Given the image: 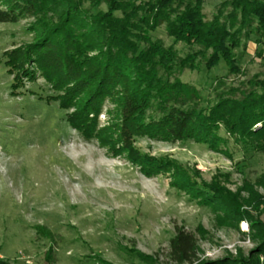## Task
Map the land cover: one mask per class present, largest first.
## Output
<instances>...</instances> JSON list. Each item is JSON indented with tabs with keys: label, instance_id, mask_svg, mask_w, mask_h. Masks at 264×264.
I'll return each instance as SVG.
<instances>
[{
	"label": "rangeland",
	"instance_id": "rangeland-1",
	"mask_svg": "<svg viewBox=\"0 0 264 264\" xmlns=\"http://www.w3.org/2000/svg\"><path fill=\"white\" fill-rule=\"evenodd\" d=\"M223 1L205 0L206 20ZM84 7L93 13L108 9L104 2L93 7L87 1ZM33 22L0 23V259L10 264H176L169 243L177 227L196 235L201 260L247 256L257 244L249 220L223 225L174 176L219 184L264 222V142L260 150L248 149L224 126L218 149L192 140L131 135L117 127L124 112L111 100L104 102L95 125L115 148L87 139L71 122L79 98L63 103L56 78L39 72L17 80V59L9 57L35 42ZM151 37L173 46L179 58L198 55L184 69L175 65L170 75L197 88L200 99L192 106L198 110L233 89L240 97L264 81V37L242 40L234 50L235 71L224 60L208 70L211 50L174 41L164 24ZM136 154L168 167L146 174L132 158Z\"/></svg>",
	"mask_w": 264,
	"mask_h": 264
},
{
	"label": "trees",
	"instance_id": "trees-1",
	"mask_svg": "<svg viewBox=\"0 0 264 264\" xmlns=\"http://www.w3.org/2000/svg\"><path fill=\"white\" fill-rule=\"evenodd\" d=\"M87 1L93 7L104 2L108 9L93 13L84 7ZM204 3L205 0H0V23L34 19L35 42L9 57L12 62L17 59V80L33 79L39 72L47 79L56 78L57 90L63 91V103L79 98V109L71 122L84 131L87 139L97 138L102 145L115 148L111 139L103 136L105 130L99 132L95 125L104 102L111 100L124 112L117 127L131 135L171 142L192 140L218 149L225 139L220 133L224 126V131L248 149L260 150L264 142V81L240 97L235 94L238 89H233L208 108L198 110L192 106L200 99L197 88L170 76L175 65L184 69L198 55L179 58L173 46L165 47L151 37V32L164 24L174 41L197 43L203 51L211 50L208 70L221 60L231 71L237 70L234 50L242 40L255 36L256 42H261L264 37V0H225L209 21L203 12ZM132 158L142 164L146 174L168 167L165 161L140 154ZM174 178L191 198L211 208L223 225L249 220L251 236L257 244L247 256L201 260L196 235L177 227L169 243L173 262L261 264L264 222L252 218L238 196L219 184L197 182L184 174ZM0 264L10 263L0 259Z\"/></svg>",
	"mask_w": 264,
	"mask_h": 264
},
{
	"label": "bare ground",
	"instance_id": "bare-ground-1",
	"mask_svg": "<svg viewBox=\"0 0 264 264\" xmlns=\"http://www.w3.org/2000/svg\"><path fill=\"white\" fill-rule=\"evenodd\" d=\"M243 226H244V227H246V226H247V224L244 222V223H243Z\"/></svg>",
	"mask_w": 264,
	"mask_h": 264
},
{
	"label": "crops",
	"instance_id": "crops-1",
	"mask_svg": "<svg viewBox=\"0 0 264 264\" xmlns=\"http://www.w3.org/2000/svg\"><path fill=\"white\" fill-rule=\"evenodd\" d=\"M261 264H264V258H262V262H261Z\"/></svg>",
	"mask_w": 264,
	"mask_h": 264
}]
</instances>
